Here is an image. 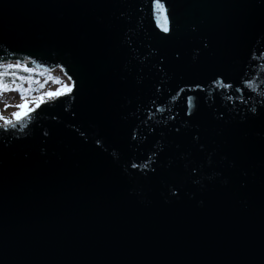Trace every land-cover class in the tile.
Masks as SVG:
<instances>
[{"label": "water", "instance_id": "obj_1", "mask_svg": "<svg viewBox=\"0 0 264 264\" xmlns=\"http://www.w3.org/2000/svg\"><path fill=\"white\" fill-rule=\"evenodd\" d=\"M9 62L74 88L0 125V264H264V0H0Z\"/></svg>", "mask_w": 264, "mask_h": 264}, {"label": "rangeland", "instance_id": "obj_2", "mask_svg": "<svg viewBox=\"0 0 264 264\" xmlns=\"http://www.w3.org/2000/svg\"><path fill=\"white\" fill-rule=\"evenodd\" d=\"M49 76L52 80L44 78V85L35 90H29L26 97L16 91L0 92V125L15 122L30 111L34 110L40 103L52 100L59 95L69 92L71 82L61 70L53 71ZM53 76V78L51 77ZM59 77V78H57ZM56 78V79H55ZM46 80V82L44 81Z\"/></svg>", "mask_w": 264, "mask_h": 264}, {"label": "trees", "instance_id": "obj_3", "mask_svg": "<svg viewBox=\"0 0 264 264\" xmlns=\"http://www.w3.org/2000/svg\"><path fill=\"white\" fill-rule=\"evenodd\" d=\"M25 74H28V72L19 64L0 65V90L10 89L12 86L21 88L23 84L21 76Z\"/></svg>", "mask_w": 264, "mask_h": 264}, {"label": "bare ground", "instance_id": "obj_4", "mask_svg": "<svg viewBox=\"0 0 264 264\" xmlns=\"http://www.w3.org/2000/svg\"><path fill=\"white\" fill-rule=\"evenodd\" d=\"M12 75V74H11ZM41 88V87H40Z\"/></svg>", "mask_w": 264, "mask_h": 264}]
</instances>
